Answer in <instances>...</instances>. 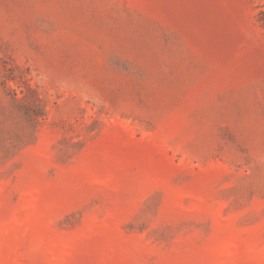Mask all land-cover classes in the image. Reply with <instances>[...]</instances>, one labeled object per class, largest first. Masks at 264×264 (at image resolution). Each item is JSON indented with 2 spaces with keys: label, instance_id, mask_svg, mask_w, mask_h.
<instances>
[{
  "label": "rangeland",
  "instance_id": "obj_1",
  "mask_svg": "<svg viewBox=\"0 0 264 264\" xmlns=\"http://www.w3.org/2000/svg\"><path fill=\"white\" fill-rule=\"evenodd\" d=\"M264 0H0V264H264Z\"/></svg>",
  "mask_w": 264,
  "mask_h": 264
},
{
  "label": "trees",
  "instance_id": "obj_2",
  "mask_svg": "<svg viewBox=\"0 0 264 264\" xmlns=\"http://www.w3.org/2000/svg\"><path fill=\"white\" fill-rule=\"evenodd\" d=\"M261 21H262V22H263V24H264V16L262 17Z\"/></svg>",
  "mask_w": 264,
  "mask_h": 264
}]
</instances>
